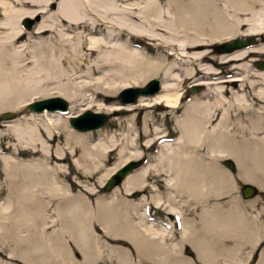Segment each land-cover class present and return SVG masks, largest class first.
I'll return each instance as SVG.
<instances>
[{
    "label": "bare ground",
    "instance_id": "1",
    "mask_svg": "<svg viewBox=\"0 0 264 264\" xmlns=\"http://www.w3.org/2000/svg\"><path fill=\"white\" fill-rule=\"evenodd\" d=\"M50 2L52 9L47 7ZM256 7L258 18L243 23L248 28L242 33L250 34L253 43L218 52L225 53L218 60L240 70L239 75L218 77L210 64H202L208 50L185 52L227 40L234 32L230 20L238 25V12L248 15ZM23 17L35 20L30 31L20 23ZM136 36L152 43H137ZM258 37L264 39V0H0V112L15 114L11 120L0 119V228L23 241L20 251L9 256L24 264H44L49 255L59 264H90L102 256V239H108L113 242H105V254L117 264H154L159 255L170 254L166 242L175 235L173 221L147 216L143 204L153 203L180 218L179 243L169 242L171 248L185 242L205 264L215 259L250 264L256 248L252 264H264V220L253 217L255 213L240 216V205L233 212L224 211L220 203H206L223 188V173L231 179L220 164L226 158L234 161L242 180L264 187V66L253 73L244 62L249 53H264ZM149 48L160 57L148 56ZM184 61L197 67L184 68ZM152 76L160 77L153 93L138 94L126 104L119 98L120 104L113 106L95 104L94 112L104 113L139 108V132L133 114L118 132L71 126L75 131L67 124V118L81 114L74 109L78 103L88 108L97 95L142 86ZM195 85L202 90L187 97L185 90ZM49 96L65 99V111H26L27 103ZM155 109L171 119V138L155 123ZM116 124L121 125L117 118ZM138 134L145 148L156 145L153 160L129 170L108 190L111 196L90 203L97 189L84 182L95 178L102 186L122 164L140 158ZM111 153L120 159L107 166ZM67 157L87 181L72 179L64 170L60 162ZM150 172L161 177L166 192L133 203L114 198L117 186L126 194L145 188ZM181 204L192 217L183 213ZM37 206L53 207L48 220L58 227L48 239L45 220L33 210ZM19 229L24 235H18ZM65 234L81 254L79 263ZM118 240L131 244L128 248Z\"/></svg>",
    "mask_w": 264,
    "mask_h": 264
},
{
    "label": "rangeland",
    "instance_id": "2",
    "mask_svg": "<svg viewBox=\"0 0 264 264\" xmlns=\"http://www.w3.org/2000/svg\"><path fill=\"white\" fill-rule=\"evenodd\" d=\"M25 6H26L25 8H27V9L36 8V6H33V5L32 6L25 5ZM53 6L54 5H52L51 2L47 5V7L51 8V9L53 8ZM15 8H19V6H16ZM259 13H260L259 7H256L254 10H252V12H248V15H243V12H238V16L242 20V22H240L237 25L235 23V19L230 20L229 24L234 29V32L232 35H230L228 37V39H230L231 37L232 38L233 37H241L242 33H244L246 31V29L248 28V25H246V24L243 25V23L248 24V22L250 23L252 21H255L258 18ZM26 18L29 19V23H28L29 29L28 28L27 29H28V31H30L34 25L35 20L32 18H29V17H26ZM23 19H25V18L23 17L19 20L21 24H22L21 21ZM248 35L251 36L250 34H248ZM133 39L137 40V43L140 42V43L146 44L147 46H148V43H146V42L152 43V41L144 39V37H142V36H136ZM225 39H227V38H225ZM143 40H145L146 42ZM256 40L258 42L257 44L264 43V39L260 40V37L256 38ZM212 45H214V43H212ZM195 50H197V51L208 50L209 51L208 55H207V57H208L207 60H204L202 64H206V63L210 64L216 70V72H217L216 75L218 77H222V79H230V78H232V76L239 75L240 70H234V69H232L231 64H226V63H223L220 60H218L219 56L221 54L224 55L225 53H218L215 50V48L213 46H211V44L210 45H204V44L201 45L200 44V45H197L195 47H192V48L186 50L185 52L190 54L192 51H195ZM145 52L148 54V56H151L152 58L156 59V58L160 57L158 52L156 50H154L153 48H149V50H147ZM258 61H262L264 63V53H254V52L249 53V55L246 56L244 59V62L247 64V67L253 73L257 72V71H262V69H260L258 67ZM195 66L192 65V62H189V61L185 62L184 61L182 67L194 69ZM152 77H154V76H152ZM155 77H158L160 79L159 76H155ZM198 77H199V75L196 76V78H198ZM197 86L198 85H195V88L197 90L193 89V87L192 88L188 87L185 90L187 92L186 96L188 97L192 93L200 92L202 90V87H199V86L197 87ZM191 89L196 90V91H192ZM117 92H118V90H116V92H114L113 94L101 93L95 97V100L92 102V104H89L88 108H86V105H87L86 103L81 102V103H78L77 105H75L74 109H75V111L82 113L83 111H85V110L82 111V109H84V108H86V110H92V111L96 110L97 105H95V104H97V103H103L106 106H113L115 104H120V102L117 98ZM26 111L29 112L30 110L28 111L26 109ZM11 113H12V115L10 117H1V115H0V119L1 120L13 119L15 117V114L13 112H11ZM32 113H37V112H32ZM106 113H107L108 117L101 126L97 127L98 129L102 128L104 131H107V132H112V131L118 132L119 129L125 130L126 124H127L126 118L128 117V115L133 114L134 116L132 118V122H133L134 128L137 132H139L141 130L142 116L143 115H142V111L139 110V108H135L132 111L126 110L124 108H121V109L119 108V109H114V110L106 112ZM152 113L154 114V117H155V120H154L155 123L162 124L161 126L165 127V129H166L165 134L171 138L172 133L169 130V128L172 127L171 119L169 117H162L161 116V113H162L161 109H155L152 111ZM0 114H2V113L0 112ZM116 118H117V120L121 121V125L116 124ZM66 121H67V124L71 127V125L68 123V118ZM97 128H94V129L97 130ZM94 129H88V130L95 131ZM73 130H75V129H73ZM75 131H77V130H75ZM134 136H136V134ZM137 142L139 145L138 148L141 151V155H140L141 157L140 158H142V157L144 159L146 158L145 162L148 159L153 160L152 157H150V156H152L154 151L157 149L156 145H151L150 147L145 148L142 144L143 143V137L141 134H138V141ZM60 145H62V144H60ZM116 156L117 155L113 154V153H111L109 155L108 160H107V162L108 161L109 162L106 163L107 166H109L110 164H112L114 162H117L120 159L119 157H116ZM227 159H230L234 164V161L231 158H227ZM130 160H135V159H130ZM70 162H71L70 157H67L66 160L63 162H60V164L63 165L64 170L67 173L70 172V176L72 179H76V177L78 176V177H80V180L87 181V180H85L86 179L85 177H83L82 175H80L76 172L74 167L70 166ZM220 164L224 168V170H227L226 172L229 173V176L231 174V176H230L231 179H229V181H228L227 180L228 177L225 176V174L223 173L222 177H221L223 180V183H224L223 188L221 190H219L220 193L218 195L209 197L207 199L206 203L207 204L220 203L222 205V209H224V211H233V212H235V210L239 211L235 205H240L242 207L241 210L243 211V213L240 216L250 217V216H253V214L255 213L254 214L255 216H253V217H256L257 220L258 219L264 220V187H260V186L257 187L258 185L257 184L255 185V183H253V182L242 180L238 176L235 164H234V169H230L229 167L224 165L223 160L221 161ZM232 181H233V186H232ZM229 182H230V185H229ZM245 182L251 183L257 188L256 193L249 198H244L240 192V186L242 183H245ZM84 183H88L87 185L91 188H95V190L97 189L96 194L94 196L93 195L90 196V198H89L90 203H95V200L97 197H102V196L109 197L112 195L111 193H109L110 191L104 190L102 188L104 183L102 184V186H99L97 181H95V178H93L92 180H88V182H84ZM154 185H155V187H157L156 190H154ZM116 188L118 189V192L116 193V195H114V198H116L119 202L126 199L128 201H131L132 203L138 202L139 197L140 198L142 196H147V197L153 196L154 197L158 191L161 193H164L167 191L166 184H164V182L161 181V177L159 175L157 176L155 174V172H150V174L148 173L146 187L141 189V190L140 189H134L130 194H126L123 189L119 188V186H117ZM0 201H1V199H0ZM183 204H185V203H183ZM183 204H181V205H183ZM143 205H145L144 207L146 208L147 216L151 219L160 220V221H164V222H167V221L172 222L173 221L172 223H174L175 221H177L179 223V221H180V218H176L177 216L175 217L173 215H169L168 213H166L164 208L155 207L153 203H145ZM33 208H34L33 210L38 211V213L40 215V216H38V218L40 219L42 217V222L45 220L43 225L47 224L46 228H45L46 232H44V234L46 235V238L48 239V236L53 234V233H51L53 231V228L57 229V227H58V226L57 227L55 226L56 224H49L51 222L48 219H50V216L53 215V212H54L53 207L52 206H46V207H38L37 206V207H33ZM141 209H142V205L140 206V210ZM182 211H183V213L187 212L189 214L188 218L192 217V215H193V213L191 211H189V209L185 205H183ZM46 215L48 217H46ZM172 217H173V220H172ZM93 223L94 222H92V225H93ZM4 226L8 227L6 225H4ZM94 227L96 229V232L100 231L97 228V226H94ZM172 229H173V233H174L175 237H178V235H179L177 232L178 231V225L176 223H174V226H172ZM0 233H1L0 234V240L2 241V243L0 244V264H24L22 261H20L16 257L9 256V253H11L12 251H14V252L20 251V248H21L20 245L23 241L21 242L17 238V235L10 232L8 228H6L5 230H4V228H2V229L0 228ZM24 233H25L24 229L23 230L19 229L18 235H21V234L24 235ZM28 236H31V233ZM37 237H38L37 235L33 236V239H35L34 240L35 242H37ZM64 238H65V243L68 245V249L70 251H72L71 254L76 258V260L79 263L80 259H81V257H80L81 254L72 245V243L67 239L69 237L66 234H65ZM226 240H227V242H226L227 245L231 243L229 239L226 238ZM106 241L110 242V243L113 242L112 240L109 241L108 239H106V240L102 239L101 244H103V245L100 246V249L102 250V251H100V254L102 256L100 258H98L96 261L91 262L90 264H117L114 257H112V256L108 257L105 254V249H107V246L104 244ZM171 241L172 240L166 242L167 243L166 245H168L169 252L165 251L166 253H170V254L159 255L157 257V258H159V260L158 261L155 260L154 264H205V263H201L199 260L196 259V257L193 255L194 252H193V250H191L189 245H188V247L192 251V254L191 255L187 254V252L184 250L185 247L182 248V246H187V245H185V242L181 241L182 244L181 243H180L181 245L178 244L179 247L173 249V248H171L172 245L169 243ZM117 242L120 244H124V246H128V248H129V244H131V243L128 244V241L125 242L122 240H118ZM172 242L179 243V240L172 241ZM53 243H54V241H53ZM261 245H264V240L261 241ZM17 247H19V248H17ZM257 252H258V249H256V248L252 251V253H251L252 259L249 257V260L251 259L249 261L250 264H252L253 260L256 258ZM47 259H48L47 262H45L44 264H59L58 259L54 255H49ZM184 261H186L187 263H184ZM151 262H152V260H151ZM145 263L149 264L148 262H145ZM210 264H221V263H220V260L215 259L214 262L210 263Z\"/></svg>",
    "mask_w": 264,
    "mask_h": 264
},
{
    "label": "water",
    "instance_id": "3",
    "mask_svg": "<svg viewBox=\"0 0 264 264\" xmlns=\"http://www.w3.org/2000/svg\"><path fill=\"white\" fill-rule=\"evenodd\" d=\"M25 27H28L29 19L25 18L22 21ZM249 35L241 36V37H234L224 41H220L214 43L212 45L217 52H221L223 50L230 51L232 48H238L245 45H250L253 43L251 41V36ZM264 66L262 61H258V67L261 68ZM160 85V80L158 77H151L142 84V86H128L123 87L122 89L118 90L117 98H119L122 104L131 103L136 100L138 94H146V93H153L158 90ZM196 89V88H194ZM43 107H47V109L53 108L59 111H65L66 109V100L58 97V96H49L41 99L33 100L26 104L27 110H34V111H41ZM121 109V108H120ZM122 111V110H121ZM1 117H10L12 115L11 112H3L0 114ZM107 113L103 112H94L92 110H85L78 116H71L68 118V123L78 129V130H87L93 129L96 127L101 126L105 120L107 119ZM89 118L94 120H89ZM141 159H135L132 161H128L125 164H122L117 171L108 176L104 181L102 188L104 190L110 189L113 185L117 184L123 176L128 173L129 170H132L134 167H138L141 164ZM224 165L229 167L230 169H234V164L230 159L223 160ZM256 187L248 182L242 183L240 186L241 195L244 198H249L256 193ZM186 252L191 253L190 250L187 248Z\"/></svg>",
    "mask_w": 264,
    "mask_h": 264
},
{
    "label": "flooded vegetation",
    "instance_id": "4",
    "mask_svg": "<svg viewBox=\"0 0 264 264\" xmlns=\"http://www.w3.org/2000/svg\"><path fill=\"white\" fill-rule=\"evenodd\" d=\"M184 250H185V248H184Z\"/></svg>",
    "mask_w": 264,
    "mask_h": 264
}]
</instances>
